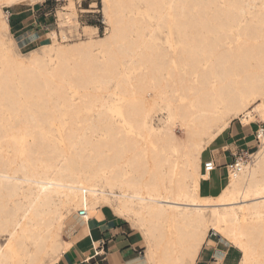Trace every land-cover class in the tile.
<instances>
[{
	"label": "bare ground",
	"instance_id": "bare-ground-1",
	"mask_svg": "<svg viewBox=\"0 0 264 264\" xmlns=\"http://www.w3.org/2000/svg\"><path fill=\"white\" fill-rule=\"evenodd\" d=\"M139 2L153 23L130 13ZM15 3L0 0V264L55 260L67 213L87 221L103 206L137 222L147 264L195 263L211 241L207 209L222 245L240 247L238 264H264V132L218 195L200 194L196 178L232 119L264 123V0H102L108 31L56 48L52 32L50 70L37 54L15 62L2 10ZM168 24L177 46L171 31L165 44L154 34ZM158 99L170 117L155 132ZM78 229L75 240L88 226Z\"/></svg>",
	"mask_w": 264,
	"mask_h": 264
},
{
	"label": "rangeland",
	"instance_id": "rangeland-1",
	"mask_svg": "<svg viewBox=\"0 0 264 264\" xmlns=\"http://www.w3.org/2000/svg\"><path fill=\"white\" fill-rule=\"evenodd\" d=\"M41 1L42 0H39V2L37 3L29 4L25 0H16V3L14 5L2 8L5 16L7 14L6 10H8L11 13L8 17L9 29L7 32H4L3 35L8 43V48L10 49L11 54H13V58L15 62L27 64L30 62L32 55L37 54L41 56L47 68L50 70L55 64L54 50H51L49 46L51 45V43H53L51 41L53 38L52 32H55L56 45L53 46V48H56V46L58 45L72 44L75 42H79L81 40L88 39L89 37L97 38L99 36H103L109 29V25L105 21L104 14L102 11V0H51L46 3H42ZM137 5L139 6L138 10L136 8L134 10H131L130 13L140 16L145 15V18L148 19L150 23H153L155 18L154 13L151 11H147L145 13L143 9L144 4L142 2L137 3ZM70 11L74 12L73 14L74 21L68 23L65 22L64 16L66 13ZM169 25L170 24L164 26L163 28L165 29H162L160 27L156 28L154 34L158 42L165 44L164 41L165 33L171 31L170 34L173 38L175 45L177 46L178 38L176 35V31L174 27H172V25L170 26ZM63 36L65 37L63 38ZM100 50L101 48L99 47L94 48V51H100ZM98 54L100 55V57H102L103 52L100 51L98 52ZM170 56L168 53L165 54L166 59L167 58L170 59ZM75 58L76 55L73 57V59ZM73 59L70 60L71 64ZM71 64H68V67H71L70 66ZM164 72H166V70ZM145 95L147 96L146 98L148 99L150 98L148 97L149 96L148 93H146ZM72 97L74 98V100H77L79 94L75 93L74 95H72ZM169 117L170 114H169L168 106L158 99L155 107L150 112L148 118V124L155 129V132H159L165 127ZM236 121L238 122L239 120L237 118L231 120V122H236ZM260 124L261 122L258 119H256L255 122L249 123V125H252L253 129L255 130H258ZM85 129H86L85 131L89 133L88 127H85ZM176 133L178 135H181L178 129H176ZM253 143L255 145L249 150L245 151L247 160H250V158L247 157V155L257 151V149L259 148V143H257L255 140ZM145 147L149 148L150 146L149 144L145 143ZM85 149L87 150L88 147L85 146ZM182 152H184V149L180 148V150H178V154H182ZM175 165L178 166L177 163H175ZM202 167H201V171H203ZM258 176L260 178L262 177L261 174H259ZM196 178L198 184H200V180L202 179L201 176L199 174H196ZM190 186L192 189L193 182L190 183ZM106 209L114 215L111 209L107 207ZM118 217L127 220L128 222L127 221L126 222L129 224L130 228L133 229L136 232V234L139 235L140 239H142V244L144 245V247L141 249V251H138L137 253L139 256L142 255L144 256L146 250V241L142 234L141 228H139L137 222H135L131 218H124L121 216ZM204 219L207 221L206 229H205L206 237L216 241H220V243L223 244L221 235L217 232V228L211 221V215L209 209H207L204 212ZM83 221L84 219L80 218L78 214L73 210H70L67 213L64 220L63 230L61 231L59 237V239L62 242V246L59 250V256L62 254L63 249H68L71 246L70 243L63 241L61 238L69 240L70 236L67 235V232L71 230L75 226V224L82 223ZM6 239H7V235H1L0 244H3L6 241ZM206 241L207 240H205L203 244ZM229 244L230 245H228L229 247L228 249H230L229 253L230 252L231 253L230 254L228 253L226 258L222 262H218L217 264H238L240 258L242 262V253L240 247L232 243ZM53 261L46 263L51 264L53 263ZM142 261L143 259L139 261V264H142ZM143 264H147V263H145L144 261Z\"/></svg>",
	"mask_w": 264,
	"mask_h": 264
},
{
	"label": "crops",
	"instance_id": "crops-1",
	"mask_svg": "<svg viewBox=\"0 0 264 264\" xmlns=\"http://www.w3.org/2000/svg\"><path fill=\"white\" fill-rule=\"evenodd\" d=\"M255 131L252 125L240 121L231 122L208 145L202 153V163L211 160L215 168L200 180V194L216 196L220 193L228 182L226 166L234 161L236 154L245 153L255 145ZM124 220L102 208L93 218L84 220L69 230V240L61 238L71 243V246L63 249L62 254L51 264H139L143 255L139 256L137 252L144 247L142 239L130 228L128 221ZM86 224V234L75 240L78 227ZM211 241L202 245L195 264H217L226 258L230 250L228 246L224 247L220 241ZM91 249L95 251L93 255L90 254Z\"/></svg>",
	"mask_w": 264,
	"mask_h": 264
},
{
	"label": "built area",
	"instance_id": "built-area-1",
	"mask_svg": "<svg viewBox=\"0 0 264 264\" xmlns=\"http://www.w3.org/2000/svg\"><path fill=\"white\" fill-rule=\"evenodd\" d=\"M48 1H51V0H42L41 2H42V3H46V2H48ZM6 13H7V16H8V17H9V15L11 14L8 10H6ZM260 130L264 132V123H262V122H261V124H260ZM254 137H255V141H256L257 143H260V141H259V132H258L257 130H256L255 133H254ZM247 157H248V156H247ZM240 161H241V162H243V161H244V162L247 161L245 153L239 152L238 154H236V155L234 156V161L226 166L227 171H228V169L231 168V167H236ZM214 168H215V165H214L213 161L209 160V161H204V162H203V170H204V171H206V172L209 173V172L212 171ZM85 213H86L85 210H84V209H81V210L79 211V216H84Z\"/></svg>",
	"mask_w": 264,
	"mask_h": 264
}]
</instances>
